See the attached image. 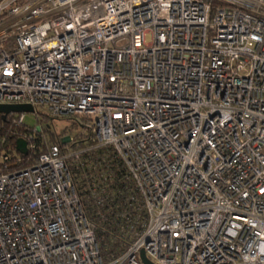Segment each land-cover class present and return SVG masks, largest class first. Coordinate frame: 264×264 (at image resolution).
Instances as JSON below:
<instances>
[{
  "label": "built area",
  "instance_id": "obj_1",
  "mask_svg": "<svg viewBox=\"0 0 264 264\" xmlns=\"http://www.w3.org/2000/svg\"><path fill=\"white\" fill-rule=\"evenodd\" d=\"M0 104L87 131L62 148L8 113L27 153L0 152V264H264V0H0ZM78 165L97 209L125 198L107 262Z\"/></svg>",
  "mask_w": 264,
  "mask_h": 264
},
{
  "label": "trees",
  "instance_id": "obj_2",
  "mask_svg": "<svg viewBox=\"0 0 264 264\" xmlns=\"http://www.w3.org/2000/svg\"><path fill=\"white\" fill-rule=\"evenodd\" d=\"M24 131V128L16 129L11 125L8 114L0 113V152H13L16 149V141L21 139ZM45 132L51 142H56L63 148V144L49 133L47 129ZM75 138L78 141L82 140L80 134L76 135ZM81 144L83 143H79V146H83ZM29 154L31 156L29 160L25 156L19 155L21 161L18 163V166L24 167L34 162L36 154H32L31 152ZM108 164H110L114 173V183L119 188L121 183L118 180L123 174V168L120 165H113L111 162ZM71 171L84 212L93 223V231L99 245L100 254L105 262L110 261L119 256L129 244L128 234L125 230V221L121 216L126 206L125 198L116 194L117 187L112 186V189L107 192V196L102 198V206L97 209L90 191L85 185V179H88L85 173L86 167H81L80 165L73 166Z\"/></svg>",
  "mask_w": 264,
  "mask_h": 264
},
{
  "label": "rangeland",
  "instance_id": "obj_3",
  "mask_svg": "<svg viewBox=\"0 0 264 264\" xmlns=\"http://www.w3.org/2000/svg\"><path fill=\"white\" fill-rule=\"evenodd\" d=\"M150 37H146L148 42ZM15 115L17 113H14ZM24 124L26 127H41L47 129L55 138L60 135L76 136L78 134H86V129L83 126L85 119L83 117H74L71 115L54 116L49 114L46 108L38 107L32 111H25ZM19 156V154H16ZM1 161V158H0Z\"/></svg>",
  "mask_w": 264,
  "mask_h": 264
},
{
  "label": "water",
  "instance_id": "obj_4",
  "mask_svg": "<svg viewBox=\"0 0 264 264\" xmlns=\"http://www.w3.org/2000/svg\"><path fill=\"white\" fill-rule=\"evenodd\" d=\"M28 110L32 111V108L26 104H0V113L2 114L23 113ZM16 150L21 154L27 153L25 140L18 139L16 141ZM140 258L144 264H151L143 252L140 253Z\"/></svg>",
  "mask_w": 264,
  "mask_h": 264
}]
</instances>
